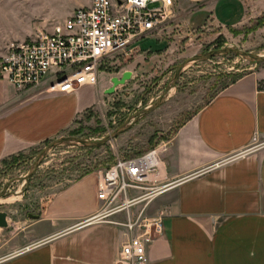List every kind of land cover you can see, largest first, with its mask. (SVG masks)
I'll return each instance as SVG.
<instances>
[{"label":"crops","instance_id":"1","mask_svg":"<svg viewBox=\"0 0 264 264\" xmlns=\"http://www.w3.org/2000/svg\"><path fill=\"white\" fill-rule=\"evenodd\" d=\"M90 2L0 0V56L10 42L52 30ZM217 6L204 4L200 17L218 22ZM43 86L19 90L0 79V162L67 128L97 98L92 84L71 93H46ZM171 137L166 180H181L145 208L162 217L164 230L140 264H264V64L222 87ZM54 199L26 234L35 245L18 252L24 245L15 242L0 264H130L119 255L126 228L78 225L101 205L96 182L80 179Z\"/></svg>","mask_w":264,"mask_h":264},{"label":"rangeland","instance_id":"2","mask_svg":"<svg viewBox=\"0 0 264 264\" xmlns=\"http://www.w3.org/2000/svg\"><path fill=\"white\" fill-rule=\"evenodd\" d=\"M215 2L219 21L210 14L200 17L204 4ZM176 5L167 32L147 35L132 52L110 57L92 85L96 100L70 126L0 162V210L9 221L0 227V256L15 242L28 244L26 234L37 221L28 213L41 214L80 179L94 186L118 157L170 140L222 87L264 64V0H176ZM230 11L232 18H222ZM125 70L132 76L106 92L111 77Z\"/></svg>","mask_w":264,"mask_h":264},{"label":"built area","instance_id":"3","mask_svg":"<svg viewBox=\"0 0 264 264\" xmlns=\"http://www.w3.org/2000/svg\"><path fill=\"white\" fill-rule=\"evenodd\" d=\"M176 8V0H91L88 6L75 8L52 30L10 42L0 56V79L19 90L44 84L41 91L46 93H71L82 85H95L112 55L132 52L141 38L167 32ZM168 143L161 141L108 165L96 180L101 205L78 223L111 221L126 228L128 235L119 255L130 264L146 261L147 247L164 230L160 215L147 214V204L181 180H166L164 155ZM117 214H123V220L112 217ZM34 245L28 244L18 252Z\"/></svg>","mask_w":264,"mask_h":264},{"label":"water","instance_id":"4","mask_svg":"<svg viewBox=\"0 0 264 264\" xmlns=\"http://www.w3.org/2000/svg\"><path fill=\"white\" fill-rule=\"evenodd\" d=\"M132 76V71L131 70H125L121 76L117 77V76H113L111 77V80L113 82V84L106 88V92H113L115 90V88L120 85V83H124L126 82L127 79H129ZM29 217L33 218V219H37L40 217V214H33V213H28ZM8 214L6 211L0 210V227H8Z\"/></svg>","mask_w":264,"mask_h":264},{"label":"trees","instance_id":"5","mask_svg":"<svg viewBox=\"0 0 264 264\" xmlns=\"http://www.w3.org/2000/svg\"><path fill=\"white\" fill-rule=\"evenodd\" d=\"M240 76H241V75H239L238 77H240ZM238 77H236V79H237ZM236 79H235V80H236ZM235 80H233V81H235ZM233 81H232V82H233ZM226 85H227V84H226ZM4 161H6V160H4Z\"/></svg>","mask_w":264,"mask_h":264}]
</instances>
